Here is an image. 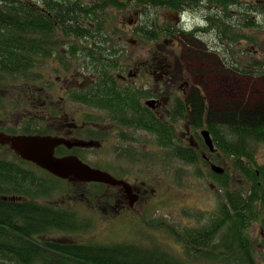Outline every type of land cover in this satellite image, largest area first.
<instances>
[{
  "label": "flooded vegetation",
  "instance_id": "1",
  "mask_svg": "<svg viewBox=\"0 0 264 264\" xmlns=\"http://www.w3.org/2000/svg\"><path fill=\"white\" fill-rule=\"evenodd\" d=\"M38 1L34 0L36 4ZM189 7L187 4L180 11L141 7L145 15L161 11L164 21L157 25L162 31L158 44L154 39L140 36L144 33L140 28L142 21L137 30H128L129 38L111 21L99 24L95 17L102 15V11L55 15L54 28L36 32V77L31 79L25 73L15 81L11 76L0 81V180L6 191L0 195V202L6 208L28 207L38 212L36 215L41 220L35 219L45 226L63 228L92 225L95 218L104 224L146 220L154 215L152 199L156 190L151 180L146 182L145 176L150 170L165 174V151L161 143L164 130L175 134L174 144L183 143L198 150L200 142L193 138L188 116L187 122L180 125L178 112L182 107L190 114L201 108L203 125L198 130L201 137L206 125L213 121L210 102L220 97L218 90L214 92L208 89L209 85L197 83L192 75L206 73L208 84L212 85V76H219L225 69L248 79L253 87L257 83L264 85V73L242 74L250 69L247 61L242 64L235 61V69L221 66L214 4L198 1L192 4L194 9ZM153 17L158 23L159 17ZM145 42L148 49L141 52L137 47ZM155 46H160L159 52ZM184 49L187 70L177 72L169 57L180 56ZM254 53L264 54L257 49ZM263 61L264 57H259L257 62ZM237 91L238 96L249 94L241 88ZM19 136L59 140L55 158L76 157L120 183L112 186L82 183L74 177L67 180L55 177L21 159L11 148L12 140ZM212 155H201L209 168ZM173 160L174 166L180 162ZM39 177L43 181L65 183L68 188L61 196L82 206L80 218H74V211H69L66 205V209L61 208L55 192L48 188L49 183L39 185ZM22 182L38 184L40 190L26 193ZM77 197L78 202L73 200ZM66 204L70 208L75 203ZM137 206L140 211L136 210ZM24 227L20 223L13 228ZM48 241L69 247L90 245L67 235Z\"/></svg>",
  "mask_w": 264,
  "mask_h": 264
},
{
  "label": "trees",
  "instance_id": "2",
  "mask_svg": "<svg viewBox=\"0 0 264 264\" xmlns=\"http://www.w3.org/2000/svg\"><path fill=\"white\" fill-rule=\"evenodd\" d=\"M92 1L87 4L82 3L81 0H39V4H36L34 0H0V81L7 76H11L15 81L25 73L31 79L36 77L38 66L36 60L38 52L35 50L36 32L54 28L52 20L57 18L55 15L80 13L83 10L102 11L103 14L95 18L99 24H103L109 22L107 7L125 9L127 5L133 8L151 6L154 11L157 7L180 11L187 7V4L190 9H194L191 8L192 4L206 1L214 4L216 8L215 24L218 42L224 45L223 52L226 54L228 51L225 49V42L232 44L246 40L255 43V37L241 34L240 28L264 27V0H99V3H96L97 0ZM260 1V4L256 3ZM251 2L255 3L251 4ZM231 7L235 8L237 13H232L229 10ZM49 16H52V19ZM152 16L153 13L149 14L141 22L140 28L144 29V33L140 36L145 40L154 39L155 44H158V35L162 31L158 29L160 26H157V20ZM147 27L152 28V31ZM182 34L180 36L183 38ZM220 61L221 66H231L235 69L234 62L227 60L225 55H220ZM251 67L253 71L249 69L242 74L263 75L264 61H252ZM237 102L244 109L236 113L234 118L225 117L224 123H213L210 119L211 122L205 128L209 131L216 150L211 156L212 165L219 166L218 158L221 156L228 159L232 172L243 178L245 187L232 188L227 179L228 174H215L209 168L210 176L215 179L222 193L214 213L205 215L202 211H184L185 217L198 226L179 230L170 225L165 226L167 232L173 234L183 246L185 258L174 256L160 245L145 247L128 243L69 247V244L40 242L36 236H44L54 230L71 232L77 228L45 226L39 221L41 219L36 215L37 211H31L28 207L21 210H15V207L8 209L0 202V264H203L201 263L203 261L213 264H259L258 250L250 240L248 232L253 224L264 223V172L252 157L253 153L250 152L248 142L264 146V99H257L252 103ZM198 108L190 114L182 107L177 115L180 125L187 122L188 116L193 138L200 142L198 150L183 143L174 144L175 134L171 132L168 134L163 129L165 135L161 143L165 156L171 158L172 162L166 169L174 165L173 159L180 161L177 166L181 163L190 166L200 163L208 165L201 158L202 154H210V152L203 145L198 133L203 125L200 118L201 108ZM210 116L214 119V115ZM39 178L41 181L39 185L49 183L50 187L52 182ZM53 182L57 187L59 183L62 184L58 180ZM39 185L33 186L32 183L22 182L23 191L26 193L39 191ZM5 193L0 180V195ZM36 217L39 220H36ZM20 223L25 225L23 230L13 228ZM158 223L160 225L157 228L163 227V223Z\"/></svg>",
  "mask_w": 264,
  "mask_h": 264
},
{
  "label": "rangeland",
  "instance_id": "3",
  "mask_svg": "<svg viewBox=\"0 0 264 264\" xmlns=\"http://www.w3.org/2000/svg\"><path fill=\"white\" fill-rule=\"evenodd\" d=\"M28 1V0H25ZM32 1V0H31ZM82 3L87 4L92 3V0H81ZM125 1V0H124ZM100 1L97 0L96 3ZM254 2H251L253 4ZM107 16L109 21L114 25H119L123 29V35L126 38H129L128 30H137V26L140 21L146 19L149 16L147 13L145 17V11L141 7L133 8L129 5L125 9H114L112 7H107ZM232 13H237L235 8L229 9ZM228 10V11H229ZM229 11V12H230ZM155 14V13H154ZM159 17L158 24H161L164 21V18L161 16V11H157L155 14ZM153 15V16H155ZM152 16V17H153ZM162 21V22H161ZM131 25V26H129ZM128 28V29H127ZM241 34H245L248 37L252 35L255 37V43L248 42L246 40L239 41L236 43L225 42V49L228 51L227 54L223 52L224 45L220 44V55L226 56L227 60H232L233 62L238 61L240 64L245 61L248 62L247 65H250L252 61H258L259 57H264V54L261 56L254 53V50L263 51L264 53V27L261 28H251V29H242ZM239 30V31H240ZM180 39H182L180 37ZM162 43V41H161ZM149 46V45H148ZM147 43L140 44L137 49L141 52L147 51ZM156 52H159L160 46L154 47ZM174 48V47H173ZM241 52H243L241 54ZM244 53L246 58H244ZM260 53V52H259ZM173 67L177 72L180 70H187L186 68V49L180 54V56L169 57ZM212 60H210V63ZM209 63V62H208ZM240 67V65H239ZM220 77L212 76V81L214 84L210 85L209 77L206 76V73L194 74L192 77L194 80L201 85H209L208 89L212 91L218 90V96L214 97L210 102L211 115L213 116V123H224L226 118H234L235 114L239 113L240 110H243L244 107L239 105L237 101H250L255 102L257 99H264V85L256 84L254 87L248 79H241L237 75L231 74L227 71H221ZM237 88H241L244 91H249L248 96L237 95ZM236 100V101H234ZM228 101H233L229 102ZM243 112V111H242ZM214 113V114H213ZM182 132H180V137ZM248 147H250V152L253 153L257 166L261 167L264 172V146L260 144H253L248 142ZM218 165L225 169L224 174H228V180L232 188L238 189L245 187V181L240 176H237L232 172L230 168V162L227 159H224L222 156L218 158ZM165 174H161L157 170L149 172L146 171L145 180L146 182L153 183V189L156 190L155 195L152 199V209L154 215L146 220H137V221H116L114 223H101L98 218H95L93 224H88L85 226H75L77 229L71 232H50L44 236H36L37 240L47 242L48 238H57L61 236H70L72 239L80 240L84 244L89 242L94 245H117V244H128L133 243L137 246H162L166 251L170 252L174 256L185 258V253L181 243L176 240L173 234H170L169 231L165 229L166 225H170L176 230L180 228H189L198 226L191 219H188L184 215V211L198 212L202 211L205 215L214 213L215 209L218 207L219 197L221 196V191L217 186L215 179H212L210 176L209 166H205L203 163H200L196 166H190L188 164L181 163L174 166L170 164V168L166 169L168 164L171 162V158L165 156ZM172 163V162H171ZM217 165V163H214ZM49 190H53L56 194V201L61 208L69 209V211H74V218H80L79 215L82 206L79 203L63 200L62 198L64 190L68 187H65V183H59L57 185L52 181ZM64 191V192H63ZM62 195V196H61ZM78 197L73 199L78 202ZM63 201V202H62ZM66 203L74 204L70 205V208ZM59 207V208H60ZM137 211H140L139 206L136 208ZM100 216L99 212L97 213ZM101 218V217H100ZM99 220V222H97ZM102 220V219H101ZM158 222L163 223V227L157 228L160 225ZM91 223V222H90ZM77 225V224H76ZM81 227V228H78ZM248 232L250 240L255 244L256 249L258 250V263L264 264V245H262L263 234H264V223L259 222L253 224ZM61 235V236H60ZM49 242V241H48ZM166 246V247H165ZM144 247V248H145ZM203 264H213L208 262H201Z\"/></svg>",
  "mask_w": 264,
  "mask_h": 264
},
{
  "label": "water",
  "instance_id": "4",
  "mask_svg": "<svg viewBox=\"0 0 264 264\" xmlns=\"http://www.w3.org/2000/svg\"><path fill=\"white\" fill-rule=\"evenodd\" d=\"M201 139L210 153H215L212 138L207 130L201 132ZM11 148L14 149L21 159L32 162L39 168H43L50 174L60 179H70L74 177L79 182L101 183L108 185H118L120 182L105 172L91 169L88 165L81 163L76 157H65L57 159L53 156L55 148L61 141L51 137H22L12 140ZM210 169L215 174H223L224 169L220 166L211 165ZM264 239V234L262 235Z\"/></svg>",
  "mask_w": 264,
  "mask_h": 264
}]
</instances>
